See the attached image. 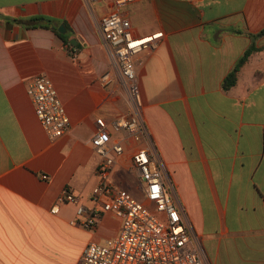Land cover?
<instances>
[{
  "label": "crops",
  "instance_id": "0c3cea01",
  "mask_svg": "<svg viewBox=\"0 0 264 264\" xmlns=\"http://www.w3.org/2000/svg\"><path fill=\"white\" fill-rule=\"evenodd\" d=\"M0 0V264H81L91 242L117 236L121 220L104 213L96 229L78 224L75 204L51 209L66 188L92 206L102 161L92 147L96 119L129 112V99L98 30L119 11L135 36L163 32L155 51L136 58L153 146L205 264H264V34L229 90L223 82L264 31V0ZM34 18L51 20L52 29ZM60 33V32H59ZM62 34V33H61ZM112 81L103 86L101 77ZM49 77L70 117L51 139L27 86ZM112 181L140 186L133 154L144 143L124 131Z\"/></svg>",
  "mask_w": 264,
  "mask_h": 264
},
{
  "label": "built area",
  "instance_id": "2783aa9c",
  "mask_svg": "<svg viewBox=\"0 0 264 264\" xmlns=\"http://www.w3.org/2000/svg\"><path fill=\"white\" fill-rule=\"evenodd\" d=\"M88 1L98 3L102 0ZM135 1L117 0L116 6L124 8ZM98 30L128 95L129 112L111 121L102 117L96 119V132L91 143L102 161L96 171L98 182L92 191V206L81 204L72 190L66 188L51 212L58 213L61 204H75L79 220L72 224L88 230L97 228L104 213H113L121 220L117 236L103 243L87 245L81 264H205L200 240L184 219L145 120V100L136 58L144 51L158 49L164 33L135 36L131 21L119 11L101 17ZM111 81L110 73L100 80L103 86ZM27 94L51 139L62 137L70 130V117L49 77L41 74L35 78L28 84ZM111 131H124L135 141L144 143L133 154L132 166L145 203L112 181L116 158L125 148L121 142L111 143Z\"/></svg>",
  "mask_w": 264,
  "mask_h": 264
},
{
  "label": "trees",
  "instance_id": "16d2710c",
  "mask_svg": "<svg viewBox=\"0 0 264 264\" xmlns=\"http://www.w3.org/2000/svg\"><path fill=\"white\" fill-rule=\"evenodd\" d=\"M33 22H39L40 24L43 25V27L46 28H52L50 26L51 20H43L42 18H34L32 19ZM64 41L65 44L69 45V40L66 38L64 34H61L58 32L57 29L52 28ZM264 34V31H262L258 35L251 36L252 37V44L250 47L246 50L244 55L239 59L233 70L228 74V76L225 78L223 82V89L224 90H229L232 87H234L237 84L238 81V73L241 70V68L247 63V61L250 59L251 55L254 54L255 52L260 51L258 47L255 45V40L262 36Z\"/></svg>",
  "mask_w": 264,
  "mask_h": 264
},
{
  "label": "rangeland",
  "instance_id": "374dc122",
  "mask_svg": "<svg viewBox=\"0 0 264 264\" xmlns=\"http://www.w3.org/2000/svg\"><path fill=\"white\" fill-rule=\"evenodd\" d=\"M166 171V170H165ZM133 196L138 199L140 202H144L145 203V199L143 197V194L141 193V191L139 189H137L134 193ZM55 264H74L72 260L70 259H57Z\"/></svg>",
  "mask_w": 264,
  "mask_h": 264
},
{
  "label": "water",
  "instance_id": "95a60500",
  "mask_svg": "<svg viewBox=\"0 0 264 264\" xmlns=\"http://www.w3.org/2000/svg\"><path fill=\"white\" fill-rule=\"evenodd\" d=\"M59 32L62 33V34H64L66 32L65 27L64 26H61L59 28Z\"/></svg>",
  "mask_w": 264,
  "mask_h": 264
}]
</instances>
